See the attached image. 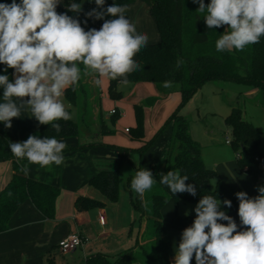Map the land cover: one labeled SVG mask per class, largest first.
<instances>
[{"label":"clouds","instance_id":"obj_1","mask_svg":"<svg viewBox=\"0 0 264 264\" xmlns=\"http://www.w3.org/2000/svg\"><path fill=\"white\" fill-rule=\"evenodd\" d=\"M61 2L0 3V64L6 66L5 72L13 69L12 80L0 75V122L6 128L10 129L13 118H20L21 110L27 108L40 125H51L59 133L58 121L72 119L62 98L67 89L78 83L82 70L96 74L97 85L102 84L103 78H119L118 86H128V76L141 69L135 56L149 38L126 17L127 5L113 3L105 8L106 0H94L97 7L85 15L104 22L99 29L85 30L79 19L57 11ZM192 3L199 5L197 13H206L203 18L208 29H225L215 41L217 52L243 51L264 37V0ZM82 4L72 2L67 9L79 13ZM106 16L113 19H105ZM182 64L178 58L176 67ZM163 86L171 87L172 81L163 82ZM9 148L18 161L27 160L28 164L51 170L53 165L63 164L67 144L56 137L29 135L25 141L10 142ZM21 171L27 174L28 166L24 165ZM160 177V183L173 195L197 194L196 187L187 184L188 177L181 176L179 170ZM154 183L152 171L142 168L133 177L131 189L143 196ZM258 192L255 197L244 191L235 194L239 200V225L221 210L222 204L231 208V200L202 196L195 206L193 223L182 231L172 264H191L193 258L195 264H264V186Z\"/></svg>","mask_w":264,"mask_h":264},{"label":"trees","instance_id":"obj_2","mask_svg":"<svg viewBox=\"0 0 264 264\" xmlns=\"http://www.w3.org/2000/svg\"><path fill=\"white\" fill-rule=\"evenodd\" d=\"M136 0H110V5H127ZM149 6L150 13L157 25L160 40L147 43L136 54L135 59L141 64V69L128 76L131 82H153L160 96L179 91L181 100L176 109L165 120L161 128L149 140L144 141L137 149L121 148L124 150L123 159L129 158L131 150L142 155L154 143L157 136L167 126L171 125L172 133L169 142L165 169L153 173L155 183L151 190L144 194L145 204L141 207L135 197H132L134 208L145 215L146 227L142 234L143 243L139 249H128L121 256L111 260L103 253H97L85 260L84 264H172L169 241L163 236L162 210L165 204L173 199H184L198 203L202 196L212 195L223 201L225 187L218 177L216 170L209 167L202 155V146L191 134V121L181 114V108L192 95L206 82L213 80L233 81L264 92V37L260 42L247 46L243 51L217 52L215 41L225 31L223 27L208 29L204 21L206 13H197L198 4L192 0H142ZM19 3V1L17 0ZM82 3V0H62L58 12H67L77 18L79 13L68 11V4ZM207 5L210 0H204ZM0 3H11V0H0ZM97 28V26H96ZM181 59L183 64L177 68L176 61ZM6 66L0 64V75H8L12 80L13 69L4 71ZM94 74V73H93ZM96 75V74H95ZM89 77V76H88ZM87 77V78H88ZM82 75L74 87L65 91V98L72 106H78L80 98L86 92ZM172 81L171 87H164L163 82ZM117 80H111L108 86L109 96L118 100L122 92L117 88ZM98 86V85H97ZM3 89L0 88V97ZM86 99V98H85ZM157 97H150L144 102L136 103V124L128 128L132 139L143 141L145 138V106L153 104ZM264 106V101H261ZM66 110L73 114L71 107ZM118 112L111 115L115 121ZM82 120L85 116L82 115ZM225 123L231 130V146L236 152L238 165L249 173L255 180L264 177V169L260 162L264 159L261 149L262 127L255 126L245 118L242 106L232 105ZM97 124L82 130L81 123L72 119L58 121L61 131L57 133L51 125H40L37 135L39 138L77 137L79 142L73 149H83L89 146L102 145L104 135L113 134L103 118L101 110L97 114ZM95 134L97 136L95 137ZM10 142H15L8 130L0 128V161H11V174L0 190V233L9 229L10 219L24 201L30 199L36 208L46 217L54 219L57 212V201L61 189L36 179L21 171L22 165L10 151ZM139 171V168L135 166ZM172 170H179L181 176H187V184L196 187V196L185 193L173 195L170 189L160 183V175ZM89 184L96 188L108 200L116 202L120 197V167L114 170H102L89 179ZM231 208L223 205L222 211L240 224L238 216L239 200H231ZM75 205L79 210L92 207H102L104 202L88 195L78 194ZM220 223H227L220 221ZM54 250L45 254L44 264L53 263ZM195 264V259L191 261Z\"/></svg>","mask_w":264,"mask_h":264},{"label":"crops","instance_id":"obj_3","mask_svg":"<svg viewBox=\"0 0 264 264\" xmlns=\"http://www.w3.org/2000/svg\"><path fill=\"white\" fill-rule=\"evenodd\" d=\"M140 1L142 0H136L133 4L128 5L131 7L137 5V7L142 8L143 6ZM82 3L83 10V0ZM109 3L110 0H106L104 6H107ZM89 6L91 9L97 7L94 0H91ZM147 13V10L142 11L141 13L144 18V25L140 24L138 17L133 21L135 22L138 32L146 33L147 29L151 30V28L153 29L154 27L153 23H155V21L153 20L154 22H152L150 18H147ZM79 14L77 19H80L79 17L82 15L80 12ZM87 22L90 23L88 20ZM91 22L95 27H100L101 20L91 19ZM153 35V32L152 35H149V33L147 34L150 39V41L148 40L149 43L157 42L151 41ZM81 68L83 69L82 65ZM88 76V82L93 88H95V90L93 89V100H95L93 106L95 115L98 114L99 110H101L102 113L106 108L108 110V115L103 116L102 114L104 119L108 118L109 115H112L111 111L113 109H116L120 114L123 112L122 114L124 118L131 116L132 110L129 108V104L114 99V101H111L112 98L110 96L106 99L103 96L104 81L97 86L95 83L98 78L97 75L92 73ZM110 81L111 80L106 79L105 83L107 89ZM118 83L119 78L117 86ZM134 83H137L138 86H133L128 93L132 94L136 89V94H142L140 97L141 99L146 98L145 100H147L150 97H157V100L153 104L145 106V111L158 110V108L163 110L160 116L156 118V122L158 121V123L154 126V129L157 130L160 124L165 122L164 120L169 117L168 114H171L180 103L181 93L179 91H174L167 96H160L159 91L153 82ZM250 88L249 92L253 93L256 91L255 88ZM145 90H147L146 93L141 92ZM63 97L65 98V96ZM141 99L138 101L133 97L132 100L134 101H131L134 103L133 106H135L136 103H141ZM168 99H170L169 101H172V104L169 107H166L169 102ZM0 102H2V96L0 97ZM133 110L135 112L134 107ZM156 115L158 114L156 113ZM161 120L163 121L160 122ZM38 127V121H36L34 117H31V112L27 108L21 110L20 118H13L12 127L10 129L6 128L3 122H0V128L8 130L15 142L25 141L29 135H35ZM127 128L129 127H125L124 131L126 134L130 135V132L126 131ZM169 128L171 137V125H169ZM190 130L192 133V125L190 126ZM207 134L212 140L214 139L213 134L210 132ZM122 135L124 134L122 133ZM96 136L97 134H95V137ZM57 139L62 140L67 144V148L63 153L65 159L62 165H53L51 170H49L41 168L38 165L28 164L27 160H19L22 167L24 165L28 166L27 174L31 178L60 187L61 194L57 201L56 217L50 219L43 215L30 199L24 201L10 219L9 229L0 233V264H44L45 254L50 250H54L55 253L54 261L50 264H57V258L60 255H65V253L59 248V241L74 232L86 235L89 238V241L83 246L71 251V253H73L80 249L82 254V257L73 264H84L88 257L97 253H103L108 258L115 259L128 249H139L140 245L143 243L142 234L146 227V218L144 212L140 213L134 208L132 197H135L140 206L144 207V195L140 196L135 193L131 189L130 181L127 180L129 189L124 186L123 190H120L119 200L112 202L106 199L100 191L92 187L89 184V179L102 170H114L118 167L121 168V165L124 162L123 157L125 153L121 148L137 149L148 139L144 138L143 141L136 140L140 142L136 146L135 143L129 142L126 138L121 136L117 138L108 134L101 138L103 142L102 145L89 146L83 149H73L78 145L79 140L77 137L71 136ZM130 139L132 140L131 136ZM169 142L170 138L165 146L163 155L153 164L152 173L164 171ZM131 156V152H129V159ZM209 167L216 170L218 177L223 182L225 187V197L227 200L237 198L235 194L240 191L246 192L249 197L259 195L258 190L247 189V184L253 179L244 169L239 167L237 159L233 161L230 157L225 160V163L218 164L216 167L209 165ZM11 170L10 160L0 161V190L5 186L11 174ZM122 180L123 176L120 175V188ZM256 184L264 185V179H259ZM98 192L101 196L97 197V199L104 202L102 207H92L88 210L77 209L75 200L78 194L95 197L98 195L96 194ZM102 215L105 216L104 223L99 219ZM176 219L178 224L191 225L193 223L191 220L187 221L180 217ZM181 221H183V223H181ZM236 223L239 225L238 222ZM163 236L169 241L171 258H174L177 249L173 248L172 237L168 233H165L164 230Z\"/></svg>","mask_w":264,"mask_h":264},{"label":"rangeland","instance_id":"obj_4","mask_svg":"<svg viewBox=\"0 0 264 264\" xmlns=\"http://www.w3.org/2000/svg\"><path fill=\"white\" fill-rule=\"evenodd\" d=\"M19 1V0H18ZM84 7L83 10L80 12L82 15L79 17L82 27L85 30L90 28H96L95 25L92 24L91 18L86 17L85 13L91 11L90 8V0H83ZM142 8L137 7V5H133L132 7L127 4V12L125 13L126 17L129 18L132 22L138 17V21L141 25H144V18L142 16V11L147 10V18H150L152 22H154L149 6L146 5L143 1H140ZM134 3V2H133ZM130 3V4H133ZM107 6H104L107 8ZM80 15V14H79ZM78 15V16H79ZM86 20L90 21L87 24L84 23ZM105 19H113L111 16H106ZM104 21L101 20L100 27ZM135 23V22H133ZM153 29H147L146 34L152 35L153 38L151 41H159L160 34L155 23ZM99 27V28H100ZM151 32V34H150ZM150 41V39H148ZM81 67V66H80ZM83 67V66H82ZM93 72L83 71L81 76H84L83 84L86 88V92L82 94L79 105L72 106L64 97L63 102L65 107H71L73 110L72 117L74 120L81 123V128L84 130L88 127H93V125L97 124V114H94V103L93 100L95 88H93L87 80L88 75L92 74ZM106 79L103 78V96L108 99L109 93L108 89L106 88ZM109 80V79H107ZM153 84V83H151ZM133 86H138L137 83L131 82L128 86H117L118 90L122 92V97L117 101L125 102L129 104V108L132 110L131 116L124 118L123 112L116 115L115 121H113L112 117L109 115L106 118V123L110 129L115 130L113 134H109L110 136L114 137H123L126 138L129 142L135 143L136 146L140 143L136 140H131L129 134H126L124 131L125 127H133L135 125V112L133 110V97L140 101V97L142 94H136V89L131 93H128ZM250 87L244 84L235 83L233 81H224V80H213L204 83L188 100V102L181 108V114L188 117L191 121L192 125V137L200 143L203 148V157L205 163L209 166H214L225 163V160L228 158H232L233 161L237 159V155L233 147L227 143H225L226 136H231V130L225 123V117L229 115L231 111L232 105H239L243 107L244 116L246 119L251 121L255 126L262 127V136H261V149L264 152V106L262 105L261 101H264V92H260L255 88L256 91L251 93ZM147 90L141 91L142 93H146ZM98 95V94H97ZM176 96V95H175ZM149 97V96H146ZM86 98V99H85ZM111 99V98H110ZM146 98H142L141 102ZM174 99V98H173ZM170 99H168L169 101ZM111 101H114L111 99ZM136 101V100H135ZM167 101V102H168ZM172 104V101L167 103L166 107H169ZM108 110L105 108L102 111L103 116L108 115ZM163 110L158 108V110L153 111H145V139H151L156 132L161 128L163 123L160 124L163 120L159 122L160 126L157 130L154 129V126L158 123L156 122V118L160 116ZM168 111V110H167ZM156 113L158 115H156ZM82 115L85 116V120H82ZM156 115V116H155ZM170 113L168 114V116ZM165 121V120H164ZM93 124V125H92ZM214 135V139L212 140L208 132ZM122 133L124 135H122ZM170 138V128L167 126L164 128L161 133L157 136L154 143L148 148L142 155H140L137 151L131 150V158L124 159V162L120 168V175L123 176V180L121 181V188L123 187L128 188L127 182L131 181L135 176L137 170L135 166L141 170L142 168H147L152 171L153 164L163 155L165 146L168 143ZM143 143V142H142ZM134 146V147H136ZM132 149V148H131ZM240 167V166H239ZM241 168V167H240ZM242 169V168H241ZM249 174V173H248ZM226 175V174H224ZM125 176V177H124ZM249 176L253 179L249 181L250 183L247 184V189L249 190H258L259 187L264 185H258V180H255L250 174ZM264 179V177H262ZM128 180V181H127ZM129 189V188H128ZM97 197H100L101 194L98 192ZM100 194V195H99ZM145 204V200H144ZM197 203L192 201H187L184 199H180L179 201H175L170 199L163 208V230L165 233H168L172 237V245L174 249H177L179 242L181 240L182 231L191 225L188 224H178L176 218L186 219L187 221L191 220L194 221L195 219V206ZM183 223V221H181ZM82 257L81 250L78 249L76 252L71 253L65 252V255H60L57 259V264H73L76 263ZM111 260H114L111 259Z\"/></svg>","mask_w":264,"mask_h":264},{"label":"built area","instance_id":"obj_5","mask_svg":"<svg viewBox=\"0 0 264 264\" xmlns=\"http://www.w3.org/2000/svg\"><path fill=\"white\" fill-rule=\"evenodd\" d=\"M96 29H99V27H97ZM115 112H116V109H113L111 111L112 114H114ZM126 131H129V129L127 128ZM231 141H232L231 136H226L225 142L231 145ZM260 167L264 169V159L263 161L260 162ZM99 219L102 223L105 222L104 215L100 216ZM88 241H89V238L86 235H83L79 232H74L59 241V248L62 252L65 253V252H69V251L75 250L78 247L83 246Z\"/></svg>","mask_w":264,"mask_h":264}]
</instances>
